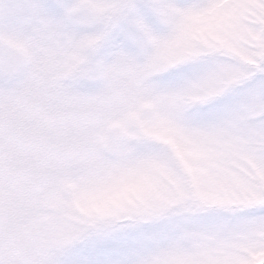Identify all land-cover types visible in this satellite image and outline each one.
Segmentation results:
<instances>
[{"label": "snow or ice", "instance_id": "1", "mask_svg": "<svg viewBox=\"0 0 264 264\" xmlns=\"http://www.w3.org/2000/svg\"><path fill=\"white\" fill-rule=\"evenodd\" d=\"M0 264H264V0H0Z\"/></svg>", "mask_w": 264, "mask_h": 264}, {"label": "rangeland", "instance_id": "2", "mask_svg": "<svg viewBox=\"0 0 264 264\" xmlns=\"http://www.w3.org/2000/svg\"><path fill=\"white\" fill-rule=\"evenodd\" d=\"M120 192L102 193L95 196H86L80 203V206L87 209H98L106 203L115 202L121 197Z\"/></svg>", "mask_w": 264, "mask_h": 264}]
</instances>
